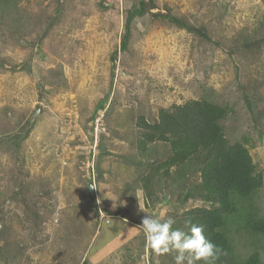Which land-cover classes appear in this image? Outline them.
<instances>
[{
  "label": "rangeland",
  "instance_id": "374dc122",
  "mask_svg": "<svg viewBox=\"0 0 264 264\" xmlns=\"http://www.w3.org/2000/svg\"><path fill=\"white\" fill-rule=\"evenodd\" d=\"M132 2L20 0L0 18V264H174L176 252L147 249L137 227L144 215L175 218L203 203L181 206L173 188L146 208L137 180L169 147L140 152L135 125L205 89L234 107L227 139L257 143L249 152L263 186L251 204L264 218V137L242 98L258 90L264 111V0H153L208 38L147 13L122 51ZM243 35L263 44L246 52ZM228 229L239 260L257 251L264 264L263 238L238 216Z\"/></svg>",
  "mask_w": 264,
  "mask_h": 264
},
{
  "label": "trees",
  "instance_id": "16d2710c",
  "mask_svg": "<svg viewBox=\"0 0 264 264\" xmlns=\"http://www.w3.org/2000/svg\"><path fill=\"white\" fill-rule=\"evenodd\" d=\"M19 1L0 0V18L7 19L9 13L17 12ZM147 13L208 38L205 30L195 29L185 21L172 17L166 8L158 10L153 0H133L126 12L120 50L127 48L132 21ZM237 40L238 48L246 52L263 44V39L257 43L246 35ZM242 98L259 141L264 137L263 131L258 130L262 128L264 111H260L258 105L261 100L258 90L250 89ZM234 114L230 103L217 101L205 89V94L196 100L160 108L151 122L144 115H139L135 125L139 130L134 141L136 148L145 152L149 146L160 143L168 146L169 152L165 158L149 163L137 183L143 192L146 208L154 207L162 192L173 188L175 191L171 190V193L176 192L181 206L190 199H199L203 203L201 207L175 216L177 223L174 227L187 232L185 221L189 219L202 226L205 237L221 250L213 264H263L257 251L239 260L229 236V221L238 216L252 237L264 239V218L257 215L251 204L252 198L263 186V176L249 152V146L254 147L257 143L248 134L234 141L227 139L225 123ZM100 154H107L103 145H100ZM101 174L102 171H99ZM189 175H194L196 179L187 184Z\"/></svg>",
  "mask_w": 264,
  "mask_h": 264
},
{
  "label": "clouds",
  "instance_id": "9594fccd",
  "mask_svg": "<svg viewBox=\"0 0 264 264\" xmlns=\"http://www.w3.org/2000/svg\"><path fill=\"white\" fill-rule=\"evenodd\" d=\"M176 223L172 216L161 220L144 215L137 228L144 234L147 249L158 255L176 252L174 264H197L201 261L213 264L219 258L220 248L205 237L202 226L186 220L188 231L185 232L174 227Z\"/></svg>",
  "mask_w": 264,
  "mask_h": 264
},
{
  "label": "built area",
  "instance_id": "2783aa9c",
  "mask_svg": "<svg viewBox=\"0 0 264 264\" xmlns=\"http://www.w3.org/2000/svg\"><path fill=\"white\" fill-rule=\"evenodd\" d=\"M104 131V126L102 122V117L99 116V118H96V120L93 123V133L94 136L97 137L98 133L101 134V132Z\"/></svg>",
  "mask_w": 264,
  "mask_h": 264
},
{
  "label": "bare ground",
  "instance_id": "6f19581e",
  "mask_svg": "<svg viewBox=\"0 0 264 264\" xmlns=\"http://www.w3.org/2000/svg\"><path fill=\"white\" fill-rule=\"evenodd\" d=\"M149 159V158H148ZM90 170V169H89ZM107 175V174H106ZM93 191V190H92ZM155 204V203H154ZM147 206V205H146ZM124 231V230H123Z\"/></svg>",
  "mask_w": 264,
  "mask_h": 264
},
{
  "label": "water",
  "instance_id": "95a60500",
  "mask_svg": "<svg viewBox=\"0 0 264 264\" xmlns=\"http://www.w3.org/2000/svg\"><path fill=\"white\" fill-rule=\"evenodd\" d=\"M135 1H138V0H135Z\"/></svg>",
  "mask_w": 264,
  "mask_h": 264
}]
</instances>
